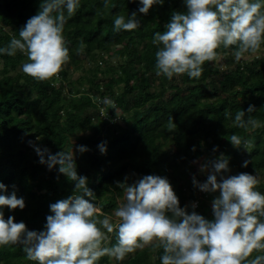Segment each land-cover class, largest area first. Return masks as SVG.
<instances>
[{
  "label": "trees",
  "instance_id": "16d2710c",
  "mask_svg": "<svg viewBox=\"0 0 264 264\" xmlns=\"http://www.w3.org/2000/svg\"><path fill=\"white\" fill-rule=\"evenodd\" d=\"M41 2L0 0V47L19 38V30ZM107 3L105 8V0H80L64 28L70 60L57 77L37 81L22 71L29 62L25 54H0V182L7 186L3 194L15 190L26 205L23 210L4 208L5 219L11 215L28 230L41 231L51 214L49 205L72 194L73 182L58 172V166L49 170L39 163L30 142L51 154L72 149L78 175L88 178L94 202L110 216L124 197L117 181L128 176L130 184L144 175H159L169 180L181 207L198 198L194 210L211 220L210 203L219 193L199 191L192 177L203 182L207 174L199 171L200 164L221 153L229 158L230 174L257 175L256 190L264 194V45L263 53L239 61L233 55L235 46L221 47L217 52L222 63L205 62L199 79L184 74L169 80L156 75L158 48L152 39L166 30L173 11H186L183 0H164L146 16L138 12L139 0ZM133 11L141 26L131 32L114 31L115 17L124 15L127 20ZM104 98L114 106L101 103ZM250 104L256 111L245 119L251 116L261 126L236 127L235 114ZM170 117L176 128L169 129ZM233 134L254 142L250 153L229 142ZM101 142H106V154L98 149ZM79 145L89 150L81 154L76 151ZM245 160L250 161L246 168L241 167ZM115 242L111 234L109 246ZM162 254V249L153 252L146 247L116 264H160ZM258 254L264 253L254 252L250 258ZM111 262L105 256L98 264ZM0 264L36 262L26 259L22 245H8L0 246Z\"/></svg>",
  "mask_w": 264,
  "mask_h": 264
},
{
  "label": "clouds",
  "instance_id": "9594fccd",
  "mask_svg": "<svg viewBox=\"0 0 264 264\" xmlns=\"http://www.w3.org/2000/svg\"><path fill=\"white\" fill-rule=\"evenodd\" d=\"M183 2L186 11H173L166 30L153 36L152 43L158 48L156 75L171 80L174 75L187 74L190 79H199L205 62L218 58L217 49L235 46L233 55L239 61L245 54L258 53L264 45V0ZM163 3L139 0L138 12L146 16L154 5ZM79 7L80 0H42L37 13L19 30V38L13 37L8 45L0 47V54H25L29 62L22 65V71L37 81L57 77L70 60L65 24ZM104 7H108L107 0ZM140 26L138 14L133 11L127 20L117 15L113 30L131 32ZM84 48L81 42L78 53L82 54ZM100 102L114 106L110 98ZM254 111L252 104L246 111H238L235 126L260 127L257 119H245ZM173 128L176 125L170 117L169 129ZM229 142L238 149L243 145L248 153L254 147L253 141L236 134ZM30 145L39 163L49 170L58 166V172L74 187L67 198L49 205L51 214L46 216L44 229L36 231L28 230L22 221L14 222L11 215L5 219L4 208L23 210L26 205L15 190L3 194L7 186L0 182V246L22 245L27 260L36 264H98L105 256L123 261L128 254L150 247L153 252L163 250L160 264H264V254L250 258L254 252L264 253V194L256 190L260 181L257 175L247 172L230 174L229 158L222 153L200 165L199 171L207 174L203 182L192 177V185L199 191L219 193L211 202V220L194 210L195 203L181 207L169 180L159 175H144L130 184L128 176L117 181L124 200L110 216L94 202L96 195L88 187V178L78 175L72 149L51 154L46 147L32 142ZM98 149L106 154V142H101ZM88 150L83 145L76 147L81 154ZM249 163L245 160L241 167ZM111 234L116 242L109 246Z\"/></svg>",
  "mask_w": 264,
  "mask_h": 264
},
{
  "label": "rangeland",
  "instance_id": "374dc122",
  "mask_svg": "<svg viewBox=\"0 0 264 264\" xmlns=\"http://www.w3.org/2000/svg\"><path fill=\"white\" fill-rule=\"evenodd\" d=\"M260 53H263L261 50L257 53V54H260ZM254 54H245L242 58H247V59H251L252 58V56H253ZM216 61H217V63H222V58H221V55H219V57L216 59ZM224 67V66H223ZM78 74V71H74L73 72V75L74 76H76ZM202 164V163H201ZM200 164V165H201ZM123 200H124V197H122V199H120V200H118V207H119V205H120V203H122L123 202ZM210 205H211V203H210ZM112 259V264H116L118 261H116L114 258H111Z\"/></svg>",
  "mask_w": 264,
  "mask_h": 264
},
{
  "label": "built area",
  "instance_id": "2783aa9c",
  "mask_svg": "<svg viewBox=\"0 0 264 264\" xmlns=\"http://www.w3.org/2000/svg\"><path fill=\"white\" fill-rule=\"evenodd\" d=\"M193 203H195L197 205L198 199L196 198V199L192 200L190 204H193Z\"/></svg>",
  "mask_w": 264,
  "mask_h": 264
}]
</instances>
